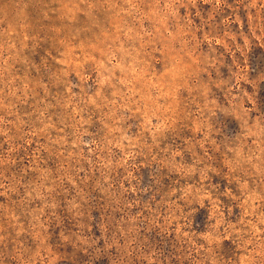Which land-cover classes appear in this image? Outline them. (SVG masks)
Segmentation results:
<instances>
[{
	"label": "rangeland",
	"instance_id": "obj_1",
	"mask_svg": "<svg viewBox=\"0 0 264 264\" xmlns=\"http://www.w3.org/2000/svg\"><path fill=\"white\" fill-rule=\"evenodd\" d=\"M0 264H264V0H0Z\"/></svg>",
	"mask_w": 264,
	"mask_h": 264
}]
</instances>
